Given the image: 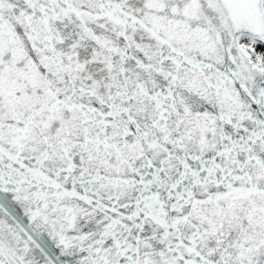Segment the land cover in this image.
Returning a JSON list of instances; mask_svg holds the SVG:
<instances>
[{
  "label": "snow or ice",
  "instance_id": "1",
  "mask_svg": "<svg viewBox=\"0 0 264 264\" xmlns=\"http://www.w3.org/2000/svg\"><path fill=\"white\" fill-rule=\"evenodd\" d=\"M0 264H264V0H0Z\"/></svg>",
  "mask_w": 264,
  "mask_h": 264
}]
</instances>
